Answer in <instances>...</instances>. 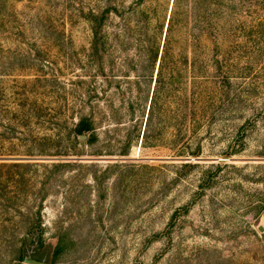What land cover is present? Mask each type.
Returning a JSON list of instances; mask_svg holds the SVG:
<instances>
[{
    "label": "rangeland",
    "instance_id": "obj_1",
    "mask_svg": "<svg viewBox=\"0 0 264 264\" xmlns=\"http://www.w3.org/2000/svg\"><path fill=\"white\" fill-rule=\"evenodd\" d=\"M135 1L0 0V264L29 232L44 264H264V0H186L191 71L173 94L189 102L150 121L157 71L119 53L97 72L80 17ZM172 3L147 1L153 27ZM82 114L92 146L72 134Z\"/></svg>",
    "mask_w": 264,
    "mask_h": 264
},
{
    "label": "trees",
    "instance_id": "obj_2",
    "mask_svg": "<svg viewBox=\"0 0 264 264\" xmlns=\"http://www.w3.org/2000/svg\"><path fill=\"white\" fill-rule=\"evenodd\" d=\"M147 1L136 0L130 8H123L122 10L118 6L109 3V6H103L96 10H90L88 12L81 10L80 17L90 25L92 38L88 54V64L91 67L95 66L97 72L104 75V62L106 57H114L115 54L119 53L123 54L127 60H133L134 62L137 58L141 62V65H143L144 71H147L150 67L154 69V72L157 71L155 88L148 115V120L150 121L160 116V111L164 106L170 104L172 100L179 107L185 106L189 102L187 96H177L173 92H175L174 86L176 84H179L182 89L184 88V78L191 71V29L186 0H173L172 6L170 4V13V6H163L167 11L166 16L162 21L160 20L155 24V27H153V15L157 13L158 8L145 9L144 7ZM127 10L140 12L141 20L138 21L137 27H133L132 19L125 16ZM118 17L123 20V23L121 20H117ZM211 26L212 30L209 40L215 44L213 67H215L214 72L219 75L222 70V63L219 58V30L215 25L211 24ZM199 37L197 41L201 44L203 36ZM147 63L148 66L146 65ZM199 70L201 71V68ZM175 75H178L177 79L173 78ZM153 79L154 75L152 73ZM214 84L216 87L219 85L218 82ZM181 115L182 113H176L174 114V118L180 120ZM78 120L72 130L75 140L79 141L80 138H84L86 139V143L91 146L97 143L99 136L95 128V116L82 114ZM144 139H147L146 134ZM9 156L14 155L0 154V159ZM31 235V232L27 233V239L22 244L17 264H26L27 259L45 263V256L40 252L43 246V243L40 242L41 237H39V242H36L38 247L33 252L34 254L30 255L25 250L27 241L31 238ZM59 254L60 247L58 246L55 251V256L58 257Z\"/></svg>",
    "mask_w": 264,
    "mask_h": 264
},
{
    "label": "water",
    "instance_id": "obj_3",
    "mask_svg": "<svg viewBox=\"0 0 264 264\" xmlns=\"http://www.w3.org/2000/svg\"><path fill=\"white\" fill-rule=\"evenodd\" d=\"M25 263H26V264H44V263L37 262V261H33V260H26Z\"/></svg>",
    "mask_w": 264,
    "mask_h": 264
}]
</instances>
